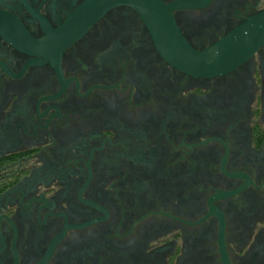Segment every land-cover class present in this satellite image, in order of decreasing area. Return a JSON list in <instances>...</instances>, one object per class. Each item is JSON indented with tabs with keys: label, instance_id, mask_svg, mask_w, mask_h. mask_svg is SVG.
Returning <instances> with one entry per match:
<instances>
[{
	"label": "flooded vegetation",
	"instance_id": "flooded-vegetation-1",
	"mask_svg": "<svg viewBox=\"0 0 264 264\" xmlns=\"http://www.w3.org/2000/svg\"><path fill=\"white\" fill-rule=\"evenodd\" d=\"M159 1L199 52L264 11ZM148 6L0 0V264H264V42L186 72Z\"/></svg>",
	"mask_w": 264,
	"mask_h": 264
},
{
	"label": "water",
	"instance_id": "water-1",
	"mask_svg": "<svg viewBox=\"0 0 264 264\" xmlns=\"http://www.w3.org/2000/svg\"><path fill=\"white\" fill-rule=\"evenodd\" d=\"M142 8L160 52L178 68L197 74H215L232 69L264 42V11L250 18L227 45L222 40L199 52L183 37L170 10L159 0H147ZM150 4L152 6H150Z\"/></svg>",
	"mask_w": 264,
	"mask_h": 264
}]
</instances>
